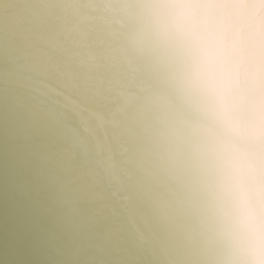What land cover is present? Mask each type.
Returning a JSON list of instances; mask_svg holds the SVG:
<instances>
[{"label": "water", "instance_id": "1", "mask_svg": "<svg viewBox=\"0 0 264 264\" xmlns=\"http://www.w3.org/2000/svg\"><path fill=\"white\" fill-rule=\"evenodd\" d=\"M145 4L68 1L81 27L58 40L50 28L63 17L45 14L43 0H0V264L264 262V225L224 223L222 201L208 199L226 158L217 161V140L207 141L215 129H199L216 108L193 75L181 78L184 36H155ZM213 14L221 16L217 6L203 13L209 27ZM43 39L47 47L38 48ZM47 51L51 65L41 59ZM237 90L257 102L239 82ZM192 95L204 103L193 108ZM94 114L115 135L103 138ZM214 163L206 187L203 171ZM248 236L253 246L244 247Z\"/></svg>", "mask_w": 264, "mask_h": 264}, {"label": "bare ground", "instance_id": "2", "mask_svg": "<svg viewBox=\"0 0 264 264\" xmlns=\"http://www.w3.org/2000/svg\"><path fill=\"white\" fill-rule=\"evenodd\" d=\"M68 1L75 2L76 0H43L44 4H48V6L45 7V14L49 15L54 13L58 18L63 17V19L56 21L59 25L55 26L54 29L50 28L54 38L58 40H60L59 34L62 33V38H66L69 33L71 34L70 36H72V34L77 32L81 27L79 21L73 22L69 14H67L65 7ZM141 1H145V5L148 6L149 16L146 18L147 21H150L149 24L155 36L164 33L170 38H175L178 43L179 38L177 37H180L181 40L184 36V39H182L180 43L182 44L181 47L183 50L188 51V56L186 59L185 57L183 58V60L185 59L183 70H181L182 67L178 68L181 78L187 73L193 75L194 77H191V82H196V84L200 86L204 101L210 103L209 108H216V111L209 118L204 120L199 129V131L206 130L209 126L215 129L216 133L208 137L207 141L217 140V142H214L218 145L216 149L218 152V156L216 157L217 161L226 158V164L221 170L222 174L220 175V179L218 178L217 185L210 191H207L208 199L214 198L217 201H222L221 204L227 209L229 214L224 219V223H226V219H229L231 224L234 226L239 225L244 230H250L259 225L263 226L264 220L261 219V216H264V174L260 176L257 169L258 166L264 162V140L259 144L261 140L259 135L262 134V130L259 132L261 128L259 111L261 110L264 112V77L257 80V82L261 80L262 82L260 84L263 86L248 87L250 93L253 94L257 102L252 103V100H249L247 104L244 100L245 97L242 98L238 93L237 87L223 90L221 75L219 73H209L203 63L204 37L210 33L212 28L214 29L213 34L217 37H221L225 28L231 23V16L229 13L239 6L234 0L233 2L229 1V5H231L229 7L224 6L227 0H208L205 5H199L200 0ZM153 2L156 4L158 3L156 8L152 6ZM257 2L258 0H247V2L243 1L241 5L246 3L254 4ZM232 3L237 7L232 6ZM209 6H217L221 13L219 17L213 14V25L210 27L206 24V22H209L208 17L203 15ZM191 8L192 18L191 14L190 17H188V12L190 13ZM121 9H123L124 12V8L122 7ZM128 9L130 10V6ZM153 18L159 20L153 21ZM35 26L36 23L34 24V27ZM26 31L27 30L22 33L25 34ZM35 37V31L31 29L28 38L29 42L34 40ZM69 39L71 38L69 37ZM46 44L45 39H43L40 41L38 48L47 47ZM173 46L174 45L171 44V47ZM168 49L171 54L174 52L171 48ZM179 58V55L174 52L172 59L178 67L181 61ZM41 59H44V63L46 64L51 65L53 63L48 51L41 56ZM33 63L37 67L36 62L33 61ZM43 65L44 64H42V66ZM171 67L174 68V64H171ZM189 92L190 91H188V93ZM210 96L213 98L210 99V101L206 100V98ZM190 100L193 108L196 107V103H204L203 100L200 101L193 95L190 97ZM95 115L97 114H94V116ZM97 116L98 118L95 119V121H103L99 115ZM212 122H216L215 125H210ZM100 123L102 124L96 127L99 128L100 131H103V138L107 136L109 139L111 136L115 135V133L110 132L111 127H106L103 122ZM219 130H222V134L217 136ZM186 144L182 146L181 149L185 150ZM207 154L208 151L206 149L200 150V155L204 160L207 159ZM209 157L213 158L212 155H209ZM200 162H202V159ZM215 164L216 163L206 167V172L209 173V177L206 172L203 171L204 181L207 182L206 187L215 178ZM237 167L238 170L235 172ZM230 174L232 176H230ZM218 190L222 191V196L217 195ZM234 231L236 233L238 230L235 229ZM253 238V236H248V240L244 243V247L253 246V244L250 243ZM239 239H244V237L239 236ZM238 255L239 254L236 253L235 256L233 255V258ZM240 263H245V257H242L241 261H238L237 264ZM256 264H264V262H262V257L258 258Z\"/></svg>", "mask_w": 264, "mask_h": 264}, {"label": "clouds", "instance_id": "3", "mask_svg": "<svg viewBox=\"0 0 264 264\" xmlns=\"http://www.w3.org/2000/svg\"><path fill=\"white\" fill-rule=\"evenodd\" d=\"M229 15L231 23L221 37L211 32L204 37L203 63L209 73L221 75L223 90L238 82L252 87L264 77V0L241 5Z\"/></svg>", "mask_w": 264, "mask_h": 264}]
</instances>
